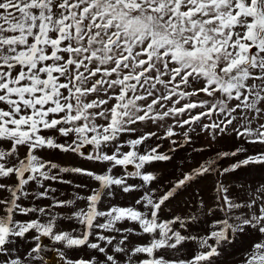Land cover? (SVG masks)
<instances>
[{
	"label": "snow or ice",
	"instance_id": "snow-or-ice-1",
	"mask_svg": "<svg viewBox=\"0 0 264 264\" xmlns=\"http://www.w3.org/2000/svg\"><path fill=\"white\" fill-rule=\"evenodd\" d=\"M193 134L212 155L161 189L151 169ZM210 176L208 200L162 218ZM229 249L264 264V0H0V264H222Z\"/></svg>",
	"mask_w": 264,
	"mask_h": 264
},
{
	"label": "rangeland",
	"instance_id": "rangeland-1",
	"mask_svg": "<svg viewBox=\"0 0 264 264\" xmlns=\"http://www.w3.org/2000/svg\"><path fill=\"white\" fill-rule=\"evenodd\" d=\"M169 123H170V121H169ZM178 131H180V130L178 129ZM193 135H194V137H196V134H193ZM175 139L180 140L181 137L177 136ZM168 149H169V142L163 141L162 142V150L167 152ZM192 153H195V152H191V149L189 148V144L185 145L183 148H178L175 152L170 153V155H172V157H173L171 161L159 162L155 165V167L153 169H151V170L155 171V173L157 174L158 177L161 178V181L159 184V187L161 189H163L164 186L167 185L168 183L174 182L175 178L181 174V172L179 171L180 165L185 164L189 160ZM47 158L52 159V160L59 162V163H62V164H72V165H76V166L93 167L92 162L81 161L78 158L68 157L65 154H62V153H59L56 151H50L47 154ZM201 162H203V160L198 161V163L195 162L194 164L197 166ZM196 166H194L193 168H195ZM189 169H191L189 165L183 166V171H188ZM117 171H119V170H117ZM202 180L205 183L207 178L202 179ZM156 186L157 185H153V187H156ZM61 191L65 195H71L72 190L65 186V187H61ZM203 192H204L203 198H208L206 190H203ZM191 194L195 195L196 192L190 191V189L188 188V190L186 192H183L176 199L170 201L164 209L162 218H170L173 214L181 215V214L185 213L186 211H189L190 208L195 207L194 204H191V203L186 204L185 203V201H191V197L193 196ZM117 199L121 203L126 202L123 196L117 197ZM129 199H131V197H129ZM63 227L66 230L68 229L67 222L63 225ZM45 240H46V242L50 243L49 241H47L46 238H45ZM133 242L134 243H142L145 241L139 240V239H134ZM89 251H91V250L83 249V250L73 252L72 255L73 256H86Z\"/></svg>",
	"mask_w": 264,
	"mask_h": 264
},
{
	"label": "crops",
	"instance_id": "crops-1",
	"mask_svg": "<svg viewBox=\"0 0 264 264\" xmlns=\"http://www.w3.org/2000/svg\"><path fill=\"white\" fill-rule=\"evenodd\" d=\"M209 143H210V141L208 139H205L202 136H198V134H196V137H194V135H193V143L189 144V148L191 149V152H195V153L191 154L189 160L185 164H183V165L181 164L180 165L179 171L183 172V166H187V165H189L190 168H193L194 166H196L194 164L195 162L198 163V161H202V160L208 158L209 156H211L212 152H210V151H205L203 153L194 151V149H199L201 147H205L206 148ZM230 146H231V141L230 140H224V141L217 142L214 145V148L215 149L226 150ZM212 179L213 178L211 176L208 177L205 183H204L203 180H199L198 183H193L192 186L189 189H190V191H194V192H196V190H198L200 196H202V197H204L203 196V194H204L203 190H206L208 198H204V199L208 200L210 195H211ZM191 195H193V194H191ZM229 252H231V255L225 254V255H223V256H221L219 258L221 260L222 264H231V261L234 259V257L239 254L238 250H234V249H229Z\"/></svg>",
	"mask_w": 264,
	"mask_h": 264
}]
</instances>
